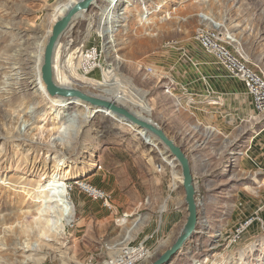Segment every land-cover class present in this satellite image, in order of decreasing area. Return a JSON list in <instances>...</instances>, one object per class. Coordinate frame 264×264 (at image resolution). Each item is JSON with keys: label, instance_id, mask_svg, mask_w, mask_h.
<instances>
[{"label": "rangeland", "instance_id": "obj_1", "mask_svg": "<svg viewBox=\"0 0 264 264\" xmlns=\"http://www.w3.org/2000/svg\"><path fill=\"white\" fill-rule=\"evenodd\" d=\"M65 1L0 0V83L10 82L11 68H19L12 89L0 88V130L6 135L12 122L15 132L24 133L18 145L0 140V218L8 216L0 222V238L5 244L11 236L18 249L26 246L25 239L34 246L45 241V249L31 254L34 263L45 256L43 264H106L138 222L124 245L143 242L151 256L142 264H152L187 217L181 184L172 185L174 171L181 177L176 163L151 136L146 141L105 113L84 119L78 100L61 109L48 103L33 90L35 70L25 66L28 58H37L41 39L56 21L55 9ZM110 3L116 5L108 9L112 21L117 14L123 19L106 35L99 14ZM198 26L216 30L221 43L264 76V0H98L59 41L56 77L99 97L104 94L90 82H103L104 76L118 80L127 97L143 95L151 112L122 106L157 124L182 147L194 179L198 225L169 264H264V113L253 110L243 84L194 39ZM169 41L177 48H168ZM90 47L98 48L102 60L99 68L85 72V61L77 62L84 56L80 51ZM79 76L86 83L75 80ZM25 159L28 168L38 169L25 175L26 181L17 167ZM78 164L81 170L66 174ZM54 168L67 176L75 218L64 229L51 227L52 239L43 238L38 225L30 227L41 200L22 190L38 183L41 170L51 174ZM9 176L20 189L8 190ZM84 185L104 197L94 199L81 190ZM70 206L52 205L50 211ZM25 251L12 259L0 254V264H19L29 255Z\"/></svg>", "mask_w": 264, "mask_h": 264}, {"label": "bare ground", "instance_id": "obj_2", "mask_svg": "<svg viewBox=\"0 0 264 264\" xmlns=\"http://www.w3.org/2000/svg\"><path fill=\"white\" fill-rule=\"evenodd\" d=\"M78 1L79 0H66L65 3L62 2L63 4L59 5L55 9V15H54L55 20L60 19ZM115 6L116 5L110 3V5L106 6L105 9L104 8H100L101 11H100V14H99V21L100 22L102 21L103 24L105 25V28H104V30L102 29V31H104V33L106 35L109 32L111 34H113L115 32L116 28L118 27V24L121 23V21L123 19V18L119 17V14H117L115 16V18H114L115 20L112 21L111 16H109L108 9H110V11H111L112 9L115 8ZM107 26H110L109 27L110 31H108ZM50 32L51 31L48 30L46 35L44 36V38L41 39V43H40V46H39V51H38L37 58H28L25 61V66H30V68L35 70L34 71L35 74L33 76L34 79L32 81V84H34V86H33L34 92L35 93H39V94L43 93V95L46 97V100L48 101V103H50L52 105H58V107H60V109H61V107L66 106L69 103V101H71V100L63 99V98H60V97H51V96H49L47 94L45 86H44V84H43V82L41 80L40 70H41V63H42V55H43V50H44L46 41H47V39H48V37L50 35ZM110 42L114 43V40L108 41L106 44H109ZM233 42H235V41L233 40ZM78 59H79V61L77 63L79 64L81 62V59L83 60L85 58L83 56H80ZM6 65H8V64H6ZM14 65H16V63L12 64V66H14ZM33 65H36V67H34ZM31 66H33V67H31ZM77 67H78V65H77ZM0 68H1V65H0ZM1 69H3V68H1ZM18 69L19 68H11V71L14 73L13 76H15V77L13 79L9 78L10 82H7L8 79L6 80L5 83L1 82L0 83V84H2V86H0L1 90L3 88V90L9 91L14 86L13 83L14 84L17 83L16 76H18ZM53 69H54V76H55V81H56L57 85L64 86V87H69V88L74 86L71 83H60V82L58 83V80H57V77H56V70L57 69H56L55 60H54V64H53ZM20 70H19V72H20ZM103 78H105V81H103V82H95V81L90 82V84L93 85L94 88L98 89L100 93L104 94V96H101V97L116 101V102H118L121 105L122 104L123 105H129V106L138 108L137 109L138 112H140L142 114H148V113L151 112V108L146 104V102H144V96L143 95L137 97L136 100H133V99L127 97L128 95L126 96L125 92L122 90L123 87L119 83L118 80L115 81V79H113L112 77L107 78L105 76ZM75 80H77V81L79 80L81 82H85L86 83V79L83 78V77H80V76L77 77V79H75ZM29 81H31V80H29ZM87 84H89V83L87 82ZM80 103L81 104L78 103L77 105H79L80 109L82 108L83 114H81V115H83L85 117L84 119L87 120L89 113L102 112V113H105L106 116H109L112 119H114L115 121H117L118 123H120L121 125L127 126L130 129H133L136 132V134L139 137L144 138V140H146V141L150 140L149 139V135L147 133H144L142 130L137 129L136 127H134L132 125H129V123L125 122L122 119H119L118 117L113 116L111 113H109L107 111H95L89 105L83 104L82 102H80ZM77 112H79V109H77ZM79 119L82 120L81 118H79ZM11 123H10L11 127L7 129V134L6 135L3 134L1 132V130H0V140H1L2 143L16 142V144L18 145L21 141H24V138H23L24 137V133L23 132L22 133L21 132H18V133L15 132V129L12 128V124ZM54 129H53L54 133H58L60 128L58 127L55 130ZM19 160H21V159H19ZM25 163H26V159H25L24 162L22 161L20 166H19V164H17V167H19V170H21L23 172L22 180L24 179V181H26V178H24V176L27 175L28 173L30 174L29 176H31L32 174H37L38 173V169H37L36 166L33 165L31 168H28L27 167L28 165H26ZM54 169L55 170H53V173H51V174H48L47 171H45V170H41L42 174L39 177L38 183H36L34 185L26 184V185H28L27 186L28 187L27 191H26V186H24L23 190H22L23 193L26 192L25 196H27L29 194L30 197H31L33 194L34 195L36 194V196L34 198H36L37 200H41L36 205L37 207L35 206L36 207V212L33 211V215L31 214V216H30V218L32 219V222L29 223L30 227H33L34 224L38 225L43 231L41 236L44 238V237L49 235L48 237H52V239H53V236H55V235H53V236L51 235L52 234L51 233L52 232V230H51L52 228L51 227L54 226V228H56V230H57L58 227H61L62 229H64V227H66L67 225L72 224L73 219L75 218V207H74V204L71 202V198H70V195H69V192H68V189H67L68 187L66 185L67 176L65 175V173H62V175H61V172H56L58 169L57 170H56V168H54ZM71 169H72L71 171L68 170V172H66L67 175L71 174L72 171H74V170L75 171L81 170L82 169L81 168V164L76 165L75 169H73V167ZM15 170H17V168ZM173 175H174L173 176L174 181H173L172 185H173V188H176L177 187L176 183L182 184V179H181V177L178 176V173L176 171L173 172ZM7 178H8V183L7 184L10 185V187L8 188L9 191L10 190L11 191H15L17 189H20L18 187L19 183H17V182L16 183L14 182V184L11 185V181L9 180L11 178V176H9ZM175 181H176V183H175ZM38 187H39V189H38ZM68 204H70L71 206H70L69 209H65V211L61 210V209L60 210H56L55 212L50 211V207L52 205H55V207H57V206L62 207L64 205L66 207ZM165 209H166V206L164 205L163 211ZM51 214H53V215L55 214L56 215L55 216L56 221H52L51 220V218H52ZM5 217H8V216L1 217L0 218V222L6 221ZM41 217H43V218L41 219ZM125 217H127V216H125ZM125 224H126V221L124 219L119 221V226L122 227ZM137 226H138V222H135V223H133L131 225V228L129 229V232H127V235H125V237L123 236L122 242H121L120 245L124 244L127 240H129L130 236H128V235L130 234V232L132 230H135L136 228L138 229ZM0 233H1V231H0ZM4 238L5 237H3L2 239L0 238V254H1V256L5 257V258H9V257L11 258L15 252H20L21 254H24V250H26L25 252L29 253V255H27L25 258L23 257L22 258V262H19V264H37V263L43 264L42 263L43 262L42 258L44 259L45 256L42 257L40 260H38V262H36V263H34L35 261L34 262L31 261L32 259L30 258V256H31V254H36L39 251H41L44 248L41 245V243H44L45 241L44 242H39L38 240H36L35 241L36 245L34 246V245L29 244L30 242H28V240L25 239V245L26 246L25 247L22 246L24 248L18 249L16 247V243L14 244V243L11 242V240L13 239L11 236L8 237V240H5V244H3V239ZM20 240H21V238H20ZM11 245H13V247H11ZM23 245H24V243H23ZM45 245H47V244H45ZM45 248H46V246H45ZM109 249L112 250L113 248H109ZM8 260H10V259H8ZM15 263H17V262L15 261ZM2 264H7V263H2ZM11 264H12V262H11Z\"/></svg>", "mask_w": 264, "mask_h": 264}, {"label": "water", "instance_id": "obj_3", "mask_svg": "<svg viewBox=\"0 0 264 264\" xmlns=\"http://www.w3.org/2000/svg\"><path fill=\"white\" fill-rule=\"evenodd\" d=\"M98 3V0H79L60 19L56 20L46 41L41 63V80L46 92L51 97L78 100L89 105L95 111H107L113 116L124 120L153 138L167 152L181 172L184 192V204L187 211L185 223L175 241L152 264H169L196 233L198 213L194 179L189 160L182 147L173 141L165 131L151 120L137 115L134 111L118 104L116 101L82 92L75 88L57 85L54 76V56L57 45L65 32L76 18L88 12Z\"/></svg>", "mask_w": 264, "mask_h": 264}, {"label": "built area", "instance_id": "obj_4", "mask_svg": "<svg viewBox=\"0 0 264 264\" xmlns=\"http://www.w3.org/2000/svg\"><path fill=\"white\" fill-rule=\"evenodd\" d=\"M218 36L219 33L216 30L205 28V26H198L194 31V39L200 44L201 48L206 53L213 55L231 77L237 78L243 84L247 95L251 98L253 110L259 114L264 113V76L253 70L239 53L230 51L221 43ZM166 46L170 49H176L177 43L169 41ZM82 52L85 58L83 59L85 61V72L100 67L102 54L97 47L86 48L80 51V54ZM146 71L152 73L153 69L146 68ZM98 171H102L101 165L98 166ZM161 171V167L156 168L157 173ZM81 190L94 199L104 197L102 192L91 186L84 185ZM105 203H108L107 199H105ZM244 225L248 224L244 223ZM241 226L242 224H240ZM241 230L239 229V231ZM239 231L237 233L240 234ZM150 256V249L143 242L137 245L128 243L119 246L118 253L111 256L106 264H142Z\"/></svg>", "mask_w": 264, "mask_h": 264}, {"label": "crops", "instance_id": "obj_5", "mask_svg": "<svg viewBox=\"0 0 264 264\" xmlns=\"http://www.w3.org/2000/svg\"><path fill=\"white\" fill-rule=\"evenodd\" d=\"M245 89V88H244ZM246 91V90H245ZM247 93V92H246ZM250 101H251V98L249 97ZM166 133V132H165Z\"/></svg>", "mask_w": 264, "mask_h": 264}]
</instances>
